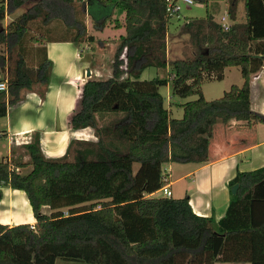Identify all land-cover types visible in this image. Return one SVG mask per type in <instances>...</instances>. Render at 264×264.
<instances>
[{
	"label": "trees",
	"instance_id": "1",
	"mask_svg": "<svg viewBox=\"0 0 264 264\" xmlns=\"http://www.w3.org/2000/svg\"><path fill=\"white\" fill-rule=\"evenodd\" d=\"M197 1L205 4L206 16L187 19L181 30L188 36L192 56L167 63V27L178 11L168 15L165 0H6L5 5L0 0V21L26 6L0 30V42L6 46L0 67L7 66L0 118L8 104L19 100L22 89L50 80L52 64L45 55L34 68L26 62V40L37 41L27 36L30 21L39 19L46 25L59 19L74 31L71 40L77 44L93 39L86 36V25L78 16L85 5H117L124 22L115 27L125 30L113 55L111 76L86 78L69 119L74 127L97 128L95 113H125L111 123L108 135L75 160L44 158L35 138L25 145L30 170H19L26 163L0 161V187L23 191L35 218L33 224L0 223V264H55L57 258L87 264H264V166L235 176L231 184L238 188L217 228L211 217L193 211L187 195L151 196L166 183L165 163L209 160L217 123H264V116L249 104L251 77L264 63V0H243L242 23L235 22L238 0H227V15L233 21L227 30L207 10L210 1L218 0ZM106 21V16L92 17L96 30ZM167 64L166 77L140 79L145 69ZM230 66L239 68L242 84H232L220 97L206 100L203 80L221 79ZM168 83L172 96H197L179 104L180 118L171 117L164 107L159 88ZM42 206L51 212L42 213Z\"/></svg>",
	"mask_w": 264,
	"mask_h": 264
},
{
	"label": "crops",
	"instance_id": "2",
	"mask_svg": "<svg viewBox=\"0 0 264 264\" xmlns=\"http://www.w3.org/2000/svg\"><path fill=\"white\" fill-rule=\"evenodd\" d=\"M3 1L5 5L6 0ZM22 9L23 7H19L9 15L6 14L0 21L2 26L5 27L7 23L20 15ZM116 10L117 5L108 8L101 4L95 5L94 8H89L88 4L85 5L84 11L78 12V16H82L81 19L86 25V36H92L93 39L82 40L77 44L71 40L74 31L68 29L59 19H54L46 25L38 19L29 22L28 37L31 36L29 35L30 23L39 21L36 24L38 36L32 35L37 41L25 45L26 62L28 66L34 68L45 55L52 64L50 80L46 85L34 84L29 89H22L19 100L7 105L5 116L0 118V161H8L11 164L26 163L28 165L19 170H30L31 159L25 145L35 138L39 141L44 158L75 160L88 153L90 144H98L102 137L108 135L112 122L125 116L123 112L95 113L97 128L74 127L69 120L70 115L79 105L80 86L86 78L106 79L111 76L113 55L119 37L125 33L124 27H115L116 22L120 24L124 22V12L123 14L120 12L115 17ZM224 14L220 18L225 16L231 24L233 21L229 19L227 11ZM103 16L107 17L106 26L100 30L93 29L92 17ZM220 18L218 20L214 18V20L219 23ZM244 21L243 0H238L235 22ZM169 24L166 32V60H169V34L176 35L175 38L186 37L188 40V36L181 30L178 33H170ZM235 68L236 66H230L223 69L220 79L223 85L217 91H210L209 97L204 87L205 79L203 80L201 91L206 100L220 97L232 84H242L240 70L238 74L233 71ZM147 70L141 73L140 79L150 78ZM88 71L89 75H87ZM165 73L166 76L169 73L168 64L165 67ZM6 78L7 66L5 65L4 68L0 67V80ZM165 89L168 104H165V98L160 90L159 92L163 96L164 107L173 117V113L182 110L179 104L184 101H172L173 98L169 97V83ZM249 104L252 111L264 116V63L261 69L251 77ZM98 114H108L113 117L98 119ZM262 166H264V123L251 124L230 120L226 124L217 123L214 126L209 144L208 161L201 164L165 163L162 168L165 169L171 196L173 197L174 191L177 193V198L187 195L193 211L197 215L211 217L214 227L217 228L218 221L225 215L234 195L231 192L232 180L239 172ZM0 188L2 192L0 223L9 226L21 223L33 224L35 218L26 194L9 186ZM40 211L49 214L51 209L48 206H42ZM224 264L250 263L224 262Z\"/></svg>",
	"mask_w": 264,
	"mask_h": 264
},
{
	"label": "rangeland",
	"instance_id": "3",
	"mask_svg": "<svg viewBox=\"0 0 264 264\" xmlns=\"http://www.w3.org/2000/svg\"><path fill=\"white\" fill-rule=\"evenodd\" d=\"M113 1H117V0H113ZM178 5V16L176 17V15L171 17L170 20V24H169V32L170 33H178L180 30H182V26L184 24V22L187 19H192V18H201V17H205L206 16V6L204 3H199L197 0H194L193 3L191 4H185L183 2L178 1L177 3ZM227 3L221 0L218 1H210L207 4V10L210 14L213 15V17L218 20L220 18L221 15H223L224 13H226L227 11ZM26 9V6L23 7L22 12ZM121 12V14H123V10L121 9V7L117 6V10L115 12V17ZM11 12H8L7 14L9 15ZM226 15V14H224ZM82 16L80 15V18ZM39 20V19H38ZM40 21V20H39ZM39 21H34L31 22L29 25V35H33V36H38V34L36 33V24ZM91 24H92V28H94L92 20H91ZM1 28H4L2 26V24L0 23V30ZM181 28V29H180ZM33 29V30H32ZM32 30V31H31ZM176 35H171L169 34L168 36V55H169V60H167V62L173 61L176 59H181L183 57H191L192 56V48L190 47L188 40L186 39V37H180V38H175ZM25 45H30L32 42H30L29 40H26ZM6 52V46L4 45V43L0 42V54H4ZM238 67H236L235 69H233V71L238 72ZM150 75V78L154 77V76H158V77H165L166 73H165V68H155V67H151L148 68L147 70V75ZM147 77V76H146ZM149 79V78H148ZM205 90H206V95L207 97H209L210 95V91H217L220 87H222L223 82L220 81V79L218 78H211V79H205ZM166 85L165 86H161L159 88V90L161 91L162 95L165 98V104H168L166 102V99L168 98L167 96V92H166ZM172 97V101L173 102H177V101H187V100H191L194 99L196 96H190L187 98H181L178 96H172L171 94L169 95V97ZM180 111V112H179ZM178 112L176 111L175 113H173V117L175 118H180L182 117V110H179ZM72 158V157H71ZM138 164L135 163L133 165L134 170H136ZM154 196H160L159 193H155ZM173 197L177 198V193L174 191L173 192ZM183 197V196H182ZM65 210V209H64ZM55 264H87L83 261L80 260H65L62 258H57L55 261ZM214 264H224V262H215Z\"/></svg>",
	"mask_w": 264,
	"mask_h": 264
},
{
	"label": "built area",
	"instance_id": "4",
	"mask_svg": "<svg viewBox=\"0 0 264 264\" xmlns=\"http://www.w3.org/2000/svg\"><path fill=\"white\" fill-rule=\"evenodd\" d=\"M166 1V13L168 15H172L174 13V11H178V1L183 2L185 4H191L194 2V0H165ZM219 24L221 25L223 30H227L230 26V23L226 20L225 16H222L220 18ZM1 91H7V81L5 80H0V92ZM162 175L164 176V180L166 181V183L160 187L157 191H155L156 193H159L160 195L163 196H167L170 197L171 196V190L169 188V185L167 183V176L165 174V169L162 168ZM66 213V212H64Z\"/></svg>",
	"mask_w": 264,
	"mask_h": 264
},
{
	"label": "water",
	"instance_id": "5",
	"mask_svg": "<svg viewBox=\"0 0 264 264\" xmlns=\"http://www.w3.org/2000/svg\"><path fill=\"white\" fill-rule=\"evenodd\" d=\"M89 74H90V72L88 71V72H87V75H89ZM237 188H238V184H233V185L231 186V192H232V194H235Z\"/></svg>",
	"mask_w": 264,
	"mask_h": 264
}]
</instances>
